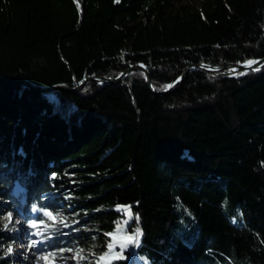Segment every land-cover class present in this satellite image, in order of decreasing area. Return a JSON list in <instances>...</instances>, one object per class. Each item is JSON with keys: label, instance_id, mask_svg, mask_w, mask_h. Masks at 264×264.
<instances>
[{"label": "trees", "instance_id": "16d2710c", "mask_svg": "<svg viewBox=\"0 0 264 264\" xmlns=\"http://www.w3.org/2000/svg\"><path fill=\"white\" fill-rule=\"evenodd\" d=\"M175 1L0 0V200L112 264H264V64L204 69L264 60V0Z\"/></svg>", "mask_w": 264, "mask_h": 264}, {"label": "rangeland", "instance_id": "374dc122", "mask_svg": "<svg viewBox=\"0 0 264 264\" xmlns=\"http://www.w3.org/2000/svg\"><path fill=\"white\" fill-rule=\"evenodd\" d=\"M203 1L176 0L175 6L189 5L199 9ZM20 192L18 187L13 190L14 195ZM6 210V202L0 200V248L5 254L4 258L11 264H112L119 260L113 258L117 254L115 246L111 252L106 249V240L115 244L121 240L120 236H103L102 245L93 244L96 250H87L73 241L72 237L79 232L86 235L90 233L85 224L75 219L76 215H67L62 209L51 215L46 210L33 207L30 216L26 217L22 213ZM9 213L11 223L5 229ZM4 238H8L7 243H4ZM32 241H35V245L30 247ZM9 247L12 248L11 253H7ZM106 253L108 256L102 260L101 257H105Z\"/></svg>", "mask_w": 264, "mask_h": 264}, {"label": "snow or ice", "instance_id": "6c2138e0", "mask_svg": "<svg viewBox=\"0 0 264 264\" xmlns=\"http://www.w3.org/2000/svg\"><path fill=\"white\" fill-rule=\"evenodd\" d=\"M117 2H118V0H117ZM253 63H255V61H248V62H247L248 65H251V64H253ZM254 70L258 71L259 69L257 68V69H254ZM167 87H171V85H168ZM224 204H225V205L227 204V201H226V200H225ZM137 219H138V217H137ZM6 220H7L8 222L4 224V228H5V229H7L9 223H11V213L8 214V216L6 217ZM139 235H140V233H139V230L137 229V230H136V236H129V237L127 238L128 243H129V244H136V245H138L139 241H138L137 237H138ZM34 245H35V241H32V243L30 244V247H32V246H34ZM112 247H113V245L110 244V245H109V251H110V252H111V250H112ZM11 251H12V248L9 247V248L7 249V253H11ZM107 256H108V254L106 253V254H105V257H101V259L103 260V259H105ZM113 258H114V259H120V258H122V255L119 254V253H117ZM140 259L143 260L144 258L141 257Z\"/></svg>", "mask_w": 264, "mask_h": 264}, {"label": "water", "instance_id": "95a60500", "mask_svg": "<svg viewBox=\"0 0 264 264\" xmlns=\"http://www.w3.org/2000/svg\"><path fill=\"white\" fill-rule=\"evenodd\" d=\"M263 64H264V60H259V61H256L255 63L251 64V65H248L246 63L244 65L237 66V67L236 66H229L233 70L232 72H223V68L211 69L210 67H205L204 69L206 71L213 72V73L223 72L222 74H219V75H226V74H231V73H234L236 71H241V70H253V69H257V68L261 67V65H263ZM138 69L144 71L142 68H138ZM118 81L119 80L111 81V83L114 84L115 82H118ZM149 85H150V83H149ZM172 89L170 91H172Z\"/></svg>", "mask_w": 264, "mask_h": 264}]
</instances>
